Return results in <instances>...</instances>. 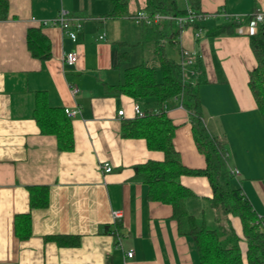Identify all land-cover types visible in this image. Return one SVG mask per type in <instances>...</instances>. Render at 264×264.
<instances>
[{
    "label": "crops",
    "instance_id": "0c3cea01",
    "mask_svg": "<svg viewBox=\"0 0 264 264\" xmlns=\"http://www.w3.org/2000/svg\"><path fill=\"white\" fill-rule=\"evenodd\" d=\"M7 4V18L0 20V264H197L194 244L178 234L170 207L148 201L147 187L132 181L134 166L160 162L163 154L149 150L143 138L123 137L121 125L134 118L133 104L154 110L155 102L105 92V87L123 82V71L129 67L143 64L158 70L152 41L139 44L141 29L132 20L143 10L144 0H128L130 15L122 19L106 17L104 0H7ZM182 4L188 6L186 0ZM199 4L209 15L199 22L198 37L190 28L179 34L177 45H172L180 54L175 62L181 64L183 51L200 61L197 74L183 68V80L203 82L198 89L202 121L225 146L230 186L264 221V124L247 85L256 66L248 36L264 24L248 17L255 12L264 19V0H199ZM60 10L81 21L74 42L60 28L41 25ZM231 16L241 22L233 35H207L230 23ZM36 27L49 44L46 60L32 58L26 48V32ZM132 44L141 48L134 62L127 47ZM71 52L77 59L67 65L62 58ZM120 53L127 58L119 60ZM72 89L77 92L72 94ZM36 92H45L50 107L74 112L69 118L71 151L58 150L54 136L40 134L32 116ZM163 109L175 126L172 144L181 163L204 169L180 99L165 103ZM121 110L124 117L117 116ZM105 163L110 173L100 169ZM180 183L194 194L186 207L196 219L206 225L207 216L210 230L231 225L240 236L236 218L210 207L206 178L182 176ZM32 186L48 189L45 208L30 209ZM114 211L120 218L114 219ZM26 215L31 234L19 239L15 219ZM53 236L78 237L79 243L63 247L45 239ZM239 246L243 249V243ZM129 250L132 258L126 256Z\"/></svg>",
    "mask_w": 264,
    "mask_h": 264
},
{
    "label": "trees",
    "instance_id": "16d2710c",
    "mask_svg": "<svg viewBox=\"0 0 264 264\" xmlns=\"http://www.w3.org/2000/svg\"><path fill=\"white\" fill-rule=\"evenodd\" d=\"M104 1L108 5V12L105 14L107 18L129 17L128 0ZM186 2L188 6L185 8L177 0H144L143 10L149 15H170L178 18L188 17L190 11L191 19L183 24L164 20L150 26L140 25L142 41L139 44L152 41L154 54L159 62L158 70L143 64L129 67L123 71V82L105 87V92L112 96L125 95L134 101L155 102L156 109H143L141 117L124 120L121 125L123 137L143 138L149 150L163 154L160 162L147 161L134 166L132 181L147 187L148 201L170 207L171 218L176 223L178 234L189 237L194 244L197 264H264V221L255 215L240 191L230 186L232 175L227 168L225 146L208 133L202 121L198 89L203 82L197 80L195 84L185 83L183 66L169 59L164 53V42L177 45L178 36L184 29L199 31L202 28L199 22L209 15L201 10L199 0ZM7 14V0H0V20L7 18ZM256 14L254 12L248 19L253 21ZM240 26V21L231 19L230 23L208 31L207 35H233ZM248 39L256 66L248 75L247 85L264 124V24L259 26L256 33L249 35ZM25 40L32 58L46 60L50 57L49 44L41 34L40 27L29 28ZM118 57L119 60L127 58L126 53H120ZM185 67L192 68L197 74L201 64L195 57ZM157 71L161 76L160 81L156 77ZM175 98L180 99L182 107L188 112L196 149L205 160L204 169L186 168L173 147L175 126L167 117L163 106ZM32 116L40 134L55 137L58 150H72L70 119L64 110L48 105L45 92L35 93ZM182 176L206 178L210 187V207L222 215L236 218L240 224V236L231 225L226 230H209L202 220L196 219L187 210L186 203L194 194L180 183ZM28 193L30 209L47 206L48 189L45 186L29 187ZM15 233L19 239L30 236L28 215L16 217ZM45 239L63 247H75L79 243L78 237L53 236ZM239 243H243V249Z\"/></svg>",
    "mask_w": 264,
    "mask_h": 264
},
{
    "label": "built area",
    "instance_id": "2783aa9c",
    "mask_svg": "<svg viewBox=\"0 0 264 264\" xmlns=\"http://www.w3.org/2000/svg\"><path fill=\"white\" fill-rule=\"evenodd\" d=\"M188 17H174L170 15H160V14H154V15H149L146 12L138 11L136 14L132 16V20L135 22L137 25H153V24H158L161 23L164 20H170V21H175L177 24H183L187 22L188 20L191 19V14L190 11H188ZM231 19L235 21H239L238 16H231ZM253 22L255 23H264L263 16L261 14H256ZM42 26H55L60 28L62 33L68 37L71 41H76L77 39V33L81 30L82 24L79 18L69 16L67 12L60 10L57 15L52 18L51 20L48 21H43L41 22ZM200 34V30L196 32V37H198ZM100 39H103V36L99 37ZM194 53H190L187 51L182 52V62L181 65L183 68H185L186 65L191 64L192 60L195 58ZM76 53L71 52L63 56L62 60L65 64L67 65H73L76 62ZM72 94H75L77 92V89H72L71 90ZM132 112L134 117H141L143 115L142 110L140 109L139 105L133 104L132 105ZM64 113L68 118H71L74 116V112L70 111L69 109H64ZM117 116L119 117H124V112L118 111ZM100 169L102 170L103 173L107 174L111 172V167L109 164L105 163L100 166ZM114 219L120 218V212L119 211H114L113 213ZM263 221V220H262ZM126 256L128 258L133 257V251L129 250L126 253Z\"/></svg>",
    "mask_w": 264,
    "mask_h": 264
},
{
    "label": "rangeland",
    "instance_id": "374dc122",
    "mask_svg": "<svg viewBox=\"0 0 264 264\" xmlns=\"http://www.w3.org/2000/svg\"><path fill=\"white\" fill-rule=\"evenodd\" d=\"M182 1L183 0H178V3H180L181 5L182 4ZM135 26V25H134ZM132 27V26H131ZM136 27V26H135ZM133 27V28H135ZM129 30L132 31V29L128 28ZM130 36H132V34H130ZM129 48V58L132 59V61H138L139 59V54H140V51H141V48L138 46V44H132L130 46H127ZM165 53L166 55L173 59L174 61L176 62H179L180 61V54L178 53V49L175 47V46H172V45H166L165 48ZM139 63V62H138ZM190 71H185L186 75H188ZM157 79L160 81L161 79V76H160V73L159 71L157 72ZM200 86V85H199ZM209 218L206 216V227L207 229H213V226L210 224V221L208 220Z\"/></svg>",
    "mask_w": 264,
    "mask_h": 264
}]
</instances>
